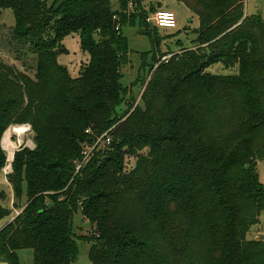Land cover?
Segmentation results:
<instances>
[{
    "label": "trees",
    "instance_id": "obj_1",
    "mask_svg": "<svg viewBox=\"0 0 264 264\" xmlns=\"http://www.w3.org/2000/svg\"><path fill=\"white\" fill-rule=\"evenodd\" d=\"M180 1L199 18L197 37L159 58L137 104L121 82L123 26L138 24L154 49L159 40L141 0L134 10L130 0H0L13 40L36 55L34 76L0 58V177L7 128L35 133L8 177L20 212L0 231V264H21L22 249L33 264H71L79 210L95 228L80 237L93 264H264V241L248 237L264 211V18L245 0ZM74 33L89 56L76 77L58 60ZM216 64L236 72L209 71ZM107 131L111 144L77 171ZM1 199L0 220L12 214Z\"/></svg>",
    "mask_w": 264,
    "mask_h": 264
},
{
    "label": "rangeland",
    "instance_id": "obj_2",
    "mask_svg": "<svg viewBox=\"0 0 264 264\" xmlns=\"http://www.w3.org/2000/svg\"><path fill=\"white\" fill-rule=\"evenodd\" d=\"M54 0H48V3L53 4ZM135 7L138 5L133 0ZM113 8L119 9L118 0H112ZM141 4L147 11L151 13L147 14V26L150 31H154L155 25L153 22L154 10L167 9L176 14L177 28L164 29L158 28L156 37L158 44L154 49V40L150 34L141 33L139 25H124L123 33L128 39L129 44V62L122 67V84L129 89V96L132 94L138 104L141 100V94L146 88L147 83L150 80L151 75L155 69L159 66V58L168 53H178L181 48H191L193 46V40L197 37L196 31L199 29L200 21L197 15H195L187 5L180 0H141ZM139 6V5H138ZM140 7V6H139ZM245 13L247 15H262L264 18V0H245ZM15 24V17L11 10H5L0 13V58L7 64L14 66L16 69L29 73L34 76L36 70V55L31 53L28 47H22L18 45L12 38V27ZM159 36V37H158ZM63 45L66 49L61 53L58 60L61 64L67 66L69 73L72 77L79 75L81 68L88 62L89 56L85 53L81 47L80 36L78 33L70 34L63 40ZM154 49V50H153ZM153 51V53H152ZM145 61V62H144ZM151 68V66H153ZM209 71L215 74H232L235 70L226 69L222 64H216L209 68ZM139 80L138 82H136ZM131 97V96H130ZM129 99V98H128ZM130 101V99H129ZM127 108L126 104H122L118 109L124 110ZM29 124H12L8 129L14 127H25ZM29 131H27L20 141V137L12 134L8 139H4L7 132L3 134L1 140V147L7 158L8 144H12L15 151H19L22 148H35V133L32 127L29 125ZM26 128V130H28ZM22 142L21 144H18ZM5 140V141H4ZM18 144V145H17ZM17 148L19 149H16ZM9 151V150H8ZM135 164V158L130 157L127 160V169H132ZM258 170L260 180L264 184V157L258 161ZM0 183H4L5 187L0 189L5 193L4 197H1V203L12 209V215L20 212L13 208L14 195L13 189L9 182V178L6 179L3 172L0 177ZM27 197H23V203L26 202ZM9 216V217H10ZM9 217L0 220V228L6 225ZM73 230L77 236V242L79 246V254L77 258L71 264H93L89 257V252L92 243H88L82 239L81 236H91L95 232L94 226L86 220L82 212L79 210L73 219ZM263 235L260 237V235ZM249 239H257L264 241V211L260 214V222L254 226L248 235ZM21 264H33L34 253L32 249H22L18 252Z\"/></svg>",
    "mask_w": 264,
    "mask_h": 264
},
{
    "label": "built area",
    "instance_id": "obj_3",
    "mask_svg": "<svg viewBox=\"0 0 264 264\" xmlns=\"http://www.w3.org/2000/svg\"><path fill=\"white\" fill-rule=\"evenodd\" d=\"M129 8L131 10L135 9V4L133 3V0H130ZM153 22L157 28H164V29H175V28H177L176 14L171 10H167V9L156 10L154 12ZM173 55H174L173 53L163 55L162 57H160V62L168 61L169 59H171V57ZM26 128L27 129L30 128L29 125H27ZM27 131H29V129ZM109 131L105 132L102 136H100L92 145H89L85 148V150L83 151V156H84L83 160L80 161L79 163H77V166H76L77 171H79L82 168V166L88 160L92 151L95 148L104 147V146H108L111 144V137L109 135ZM87 132H89V130ZM21 143L22 142H19V139H18V144H21ZM12 144H14V143H12ZM16 149H18L17 146H16ZM15 153H16V151H15ZM15 153H14V156H15ZM13 161H14V157H13L12 161H9L8 151H7L6 165L2 170L3 175L5 176L6 179H8L9 175L13 173Z\"/></svg>",
    "mask_w": 264,
    "mask_h": 264
},
{
    "label": "bare ground",
    "instance_id": "obj_4",
    "mask_svg": "<svg viewBox=\"0 0 264 264\" xmlns=\"http://www.w3.org/2000/svg\"><path fill=\"white\" fill-rule=\"evenodd\" d=\"M27 132L25 127H14V128H10L7 130L4 139H8V137H10V135L15 134L17 136L20 137V141L22 140V136ZM5 141V140H4ZM9 148H8V157H9V161H12L13 157H14V146L11 144H8Z\"/></svg>",
    "mask_w": 264,
    "mask_h": 264
},
{
    "label": "crops",
    "instance_id": "obj_5",
    "mask_svg": "<svg viewBox=\"0 0 264 264\" xmlns=\"http://www.w3.org/2000/svg\"><path fill=\"white\" fill-rule=\"evenodd\" d=\"M1 184H2L1 187L4 188V187H5L4 183H1ZM18 213H19V212H18ZM18 213H17V214H18ZM15 215H16V214L12 215L11 218H9V219H10V220L13 219V218L15 217ZM10 220H9V221H10ZM6 223H7V222H6ZM4 225H5V224H4ZM2 227H3V226H2ZM0 229H1V228H0Z\"/></svg>",
    "mask_w": 264,
    "mask_h": 264
},
{
    "label": "water",
    "instance_id": "obj_6",
    "mask_svg": "<svg viewBox=\"0 0 264 264\" xmlns=\"http://www.w3.org/2000/svg\"><path fill=\"white\" fill-rule=\"evenodd\" d=\"M5 226H6V225H4V226L0 229V231H1ZM262 236H263V235L261 234L260 237H262Z\"/></svg>",
    "mask_w": 264,
    "mask_h": 264
}]
</instances>
